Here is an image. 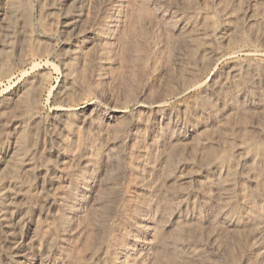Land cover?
Segmentation results:
<instances>
[{"label": "rangeland", "instance_id": "374dc122", "mask_svg": "<svg viewBox=\"0 0 264 264\" xmlns=\"http://www.w3.org/2000/svg\"><path fill=\"white\" fill-rule=\"evenodd\" d=\"M261 1L0 0V264H264V189L253 196L259 176L242 161L264 151V115L216 113L228 143L191 129L208 119L200 110L230 66L264 87V28L247 18ZM228 10L242 19L229 42L220 37ZM195 25L208 29L215 59L186 40ZM158 97L159 110L149 107ZM202 135L217 152L193 146ZM220 159L237 184L224 232L210 185ZM189 209L209 222L178 231Z\"/></svg>", "mask_w": 264, "mask_h": 264}, {"label": "bare ground", "instance_id": "6f19581e", "mask_svg": "<svg viewBox=\"0 0 264 264\" xmlns=\"http://www.w3.org/2000/svg\"><path fill=\"white\" fill-rule=\"evenodd\" d=\"M66 1V0H65ZM229 1V0H228ZM245 1V0H244ZM253 2L255 0H250V2ZM81 2V1H80ZM217 2V1H216ZM247 2V1H246ZM251 2V4H253ZM261 2H264L263 0ZM193 3V2H192ZM202 3V2H201ZM223 3V2H222ZM258 3V2H256ZM195 4V3H193ZM228 4V2H227ZM245 4V3H244ZM264 4V3H263ZM247 5V4H246ZM77 6V5H75ZM249 6V4H248ZM250 7H252V5H250ZM257 7V6H256ZM262 7V6H260ZM259 7V8H260ZM76 8V7H75ZM212 8V7H211ZM223 8V7H222ZM225 8V7H224ZM229 8V7H228ZM243 8V7H242ZM258 8V9H259ZM220 9V8H219ZM252 9V8H251ZM250 9V10H251ZM216 10V9H215ZM245 10L246 7H245ZM244 10V11H245ZM253 10V9H252ZM260 10V9H259ZM262 10V8H261ZM235 11V10H234ZM255 11V9L253 10ZM258 11V10H257ZM202 12V11H201ZM220 12V11H219ZM243 12V11H241ZM248 12H245L247 13V15L245 16H248ZM235 14V12H234ZM241 14V13H240ZM203 15V14H202ZM220 15V14H219ZM224 15V14H223ZM227 17L228 19L230 20L228 23H226L225 27L223 28V31L221 32V38L223 41H231V40H238V36L242 33V19L241 17H237L239 16V14L235 17L232 15V13L228 10L227 11ZM243 15V14H242ZM241 15V16H242ZM225 17V16H224ZM236 18L235 21L231 20L232 18ZM200 18V17H199ZM202 18V17H201ZM226 18V17H225ZM243 18V17H242ZM247 18H249L251 21L249 22H252L251 24H256L258 26V28L262 27L264 28V10L260 13H256V15H252L250 14ZM65 19V18H64ZM206 19V18H205ZM63 20V19H62ZM199 20V19H198ZM77 21H78V18H77V15L75 13L71 14V16H69L68 18L66 17V21H65V25L67 29H69L70 31H75L76 29V26H77ZM201 21V20H200ZM225 21V20H224ZM231 21H233L231 23ZM245 21V19H244ZM235 22V23H234ZM247 22V21H246ZM181 23V22H180ZM183 24V23H182ZM185 24V23H184ZM208 25V24H207ZM247 26V24H245ZM250 24H248L249 26ZM203 26V25H201ZM245 26V27H246ZM253 26V25H252ZM194 27V26H193ZM209 27V26H208ZM244 27V28H245ZM249 28V27H248ZM257 28V27H256ZM257 28V29H258ZM179 29V28H178ZM177 29V30H178ZM193 29V28H192ZM194 30H195V33L193 34H185L186 35V40H188V42H200V45H201V48H202V51L205 52V53H210V56H211V59H215L216 57V54L215 52L212 50H209L208 51V47L209 46V34H208V29L207 28H201L199 26H196L194 27ZM185 31V30H184ZM193 31V30H192ZM247 31V30H246ZM256 31V30H255ZM186 32V31H185ZM252 32V31H251ZM263 32V31H262ZM192 33V32H191ZM180 34V32H179ZM182 34V33H181ZM250 34V33H249ZM264 34V33H263ZM184 35V36H185ZM242 36V35H241ZM255 36V35H254ZM215 37V36H214ZM251 37V36H250ZM211 38V37H210ZM216 38V37H215ZM240 38V37H239ZM246 38V37H245ZM254 38V37H253ZM184 39V38H183ZM220 39V38H219ZM241 39V38H240ZM185 40V39H184ZM177 41V40H176ZM218 41V40H217ZM253 41V39H252ZM213 42V41H212ZM241 42V41H240ZM256 42V41H255ZM259 42V41H258ZM182 43V42H181ZM187 44V43H186ZM191 44V45H192ZM236 44V43H235ZM190 45V43H189ZM190 45V46H191ZM223 45V44H222ZM188 46V44H187ZM193 46V45H192ZM214 46V45H213ZM215 47V46H214ZM213 47V48H214ZM192 52V51H191ZM74 53V52H73ZM201 53V52H200ZM191 69V68H190ZM227 69V68H226ZM186 70V69H185ZM188 71V70H187ZM194 71V70H193ZM248 71V70H247ZM254 72V71H253ZM184 73V72H183ZM226 74L223 75L222 73V77L218 78L217 80L214 81V83L211 85L209 91H208V94H209V106L208 108L210 109H202L200 110L201 112H205L206 115H207V120H199L201 117L199 115V119L197 120L196 124L197 126H194V124H191L192 127L191 129L194 127H198L200 128V130H204V132L206 130H214V132H218V133H221L222 136H224V138L226 139L225 142H229L230 140H233V134L231 132H227L229 131V127H228V124L227 122L225 121H221V117L220 116H217L219 117L218 119L216 118V113L218 115H221V113L225 110L226 113H222L223 115V118H225L224 116H227V115H233V114H247V115H251V116H255L256 114H261L262 116L264 115V99L262 98L263 96V88H259L256 86V82L257 80L260 81L258 78H255V74H254V77H251V76H248L247 77V73L243 70L240 71L239 67L237 66H230L227 71L225 72ZM250 74V72H249ZM251 75V74H250ZM186 76V75H185ZM257 76V75H256ZM190 77V75H189ZM261 78V77H260ZM263 80V79H262ZM64 83V82H63ZM263 83V82H262ZM261 84V82H260ZM259 84V85H260ZM258 85V83H257ZM261 86V85H260ZM263 86V85H262ZM63 87V86H62ZM64 87L65 84H64ZM65 91V90H64ZM207 94V95H208ZM222 94H224L223 98H222ZM163 95V94H161ZM228 97H230L228 100ZM163 101V97H158L157 99H155L154 101L150 102L148 105L149 107H152V108H159V106L161 105ZM214 101V102H213ZM200 109V108H199ZM60 110L63 111V113L71 110L69 107H63L61 108ZM159 110V109H158ZM84 111V110H82ZM117 112H122L123 110H116ZM199 111V112H200ZM61 112V111H60ZM78 112V111H77ZM125 112V111H124ZM123 112V113H124ZM162 112V111H161ZM188 112V111H187ZM62 113V114H63ZM61 114V113H60ZM84 114V113H83ZM194 114V113H193ZM197 114V113H196ZM246 115V116H247ZM67 116V115H66ZM189 116V115H188ZM261 116V117H262ZM65 117V116H64ZM196 117V116H195ZM75 118V117H74ZM81 118V117H80ZM179 118V117H178ZM198 118V116H197ZM73 119V118H72ZM185 119V118H184ZM196 119V118H195ZM226 119V118H225ZM264 119V118H263ZM258 121V119H256ZM191 121V120H190ZM194 121V120H193ZM158 122V121H157ZM167 122V121H166ZM189 122V120H188ZM87 123V122H86ZM91 123V122H90ZM152 123V122H151ZM169 123V122H168ZM183 123V122H182ZM193 123V122H192ZM254 123V122H253ZM249 124V123H248ZM181 125V124H180ZM183 125V124H182ZM187 125V124H186ZM88 126V125H87ZM91 126V125H90ZM93 126V125H92ZM190 126V125H189ZM247 126V125H246ZM245 126V127H246ZM85 127V126H84ZM232 127V126H231ZM253 127V126H252ZM235 129V128H234ZM246 129V132L248 133L249 131H252V134H253V130H250L249 128H245ZM249 129V130H248ZM253 129H255L253 127ZM259 129V128H257ZM174 130V129H173ZM199 130V132H201ZM194 131V130H193ZM243 131V130H241ZM240 131V132H241ZM256 131V130H254ZM258 131V130H257ZM196 130L194 131L193 135L194 134H197L195 133ZM177 133V132H176ZM191 133V132H190ZM242 133V132H241ZM240 133V135H241ZM246 133V134H247ZM257 133V132H255ZM173 134V133H172ZM185 134V133H184ZM202 134V133H201ZM251 134V132H250ZM167 135V134H166ZM191 135V134H190ZM189 135V136H190ZM206 135V133H205ZM154 136V135H153ZM184 136V135H183ZM187 136V135H186ZM185 136V137H186ZM197 136V135H196ZM215 136V135H214ZM221 136V137H222ZM248 136V135H247ZM250 136V135H249ZM172 137V136H171ZM184 137V138H185ZM191 137V136H190ZM189 137V138H190ZM220 137V138H221ZM239 137V136H238ZM262 137V136H261ZM264 137V136H263ZM187 138V137H186ZM185 138V139H186ZM186 139V140H190V139ZM210 138V137H209ZM208 137H203L202 136H198L196 141L193 142V146H200L201 147V150L203 151L204 149L206 151H216L217 152V146L215 147L214 145H212V143L210 142V139ZM223 138V137H222ZM241 138V137H240ZM177 139H180V138H177ZM192 139V137H191ZM194 139V138H193ZM192 139V140H193ZM212 139V138H211ZM215 139V138H214ZM213 139V140H214ZM248 139V138H247ZM183 140V139H182ZM186 140H185V144H186ZM118 141V140H117ZM181 141V140H180ZM217 141V140H216ZM245 141V140H244ZM254 141V140H253ZM251 141V142H253ZM145 142V141H144ZM189 142V141H188ZM192 142H190V144H192ZM215 142V141H214ZM251 142L247 145V144H241L239 145L238 149L239 151H246L248 150L249 151V148L251 145ZM211 143V144H210ZM239 143V142H238ZM237 143V145H238ZM258 142L256 141L255 144H254V148H257L258 147ZM87 144V143H86ZM153 144V143H152ZM180 144V143H179ZM190 144H187V146H190V147H193L191 146ZM141 145V144H140ZM116 147V146H115ZM139 147V146H138ZM161 147V146H160ZM199 147V149H200ZM60 148V147H59ZM168 148V147H167ZM179 148V147H178ZM187 148V147H186ZM196 148V147H195ZM253 148V146H252ZM136 149V148H135ZM166 150V148H165ZM168 150V149H167ZM182 150V149H181ZM200 150V151H201ZM254 150V149H253ZM191 151V150H190ZM205 151V152H206ZM214 151V152H215ZM144 152V151H143ZM253 152V151H252ZM251 152V153H252ZM122 153V152H121ZM203 153V152H202ZM213 153V152H212ZM240 153V152H239ZM246 153V152H245ZM246 153L245 156H243L242 158V161L244 163V165H246V167L248 166V170L250 169V171L253 173V175H258L259 178H257L255 181L254 180H250L252 182H254V185L252 184L250 186V191L253 194V196L255 195L256 198L259 197V194H260V190L264 189V151H261V152H258L257 150H254V153ZM62 154V153H61ZM206 154V153H205ZM144 155V154H143ZM202 155V154H201ZM218 155V154H217ZM235 156V155H234ZM221 157V156H220ZM237 158V157H236ZM165 159V158H164ZM79 160V159H78ZM91 160V159H90ZM227 160V159H226ZM239 160V159H237ZM143 162V161H142ZM145 162V161H144ZM194 162V161H193ZM210 162V161H209ZM86 163V162H85ZM137 163V162H136ZM151 163V162H150ZM218 164H220V167L222 168V173L221 174H217L218 177L216 178L215 181H211L210 182V185L212 186H217L219 189V195L217 194V198L215 199V203L217 205V209H218V213L214 214L216 215L215 216V220H214V223L220 227L223 231V229H226V226L227 224L225 225L224 222H230L232 220V218H230V214H229V211L232 209V207L234 206V204H236L235 202L236 201V198H235V193H236V178H235V173H234V169H233V166L229 163H224L223 160H219L218 161ZM141 165V164H140ZM159 165V164H157ZM104 166V164L102 165ZM194 166V165H193ZM136 167V166H135ZM139 167V166H138ZM149 168V167H148ZM147 168V169H148ZM196 168V167H194ZM210 168V167H209ZM241 169V167H240ZM244 169V168H243ZM41 170V169H40ZM54 170V169H53ZM242 170V169H241ZM149 171V170H148ZM147 171V172H148ZM158 171V170H157ZM187 172V171H186ZM205 172V171H204ZM219 172V171H218ZM217 172V173H218ZM57 173V172H56ZM60 173V172H59ZM138 174V173H137ZM155 174V173H154ZM159 174V173H158ZM163 174V173H162ZM208 174V173H207ZM213 174V173H212ZM251 174V173H250ZM60 175V174H59ZM82 175V174H81ZM153 175V174H151ZM185 175V174H184ZM197 175V171H192L190 174H188L187 172V175L183 176L184 179H189V180H192L195 176ZM211 175V174H210ZM214 175V174H213ZM212 175V176H213ZM216 175V176H217ZM156 176V174H155ZM51 177V176H50ZM197 177V176H196ZM200 177V176H199ZM211 177V176H210ZM214 177V176H213ZM59 178V177H58ZM76 178V177H75ZM86 178V177H85ZM163 178V176H162ZM199 179V178H198ZM202 179V178H201ZM240 180V179H239ZM181 181V180H180ZM185 181V180H184ZM202 181V180H201ZM61 182V181H60ZM159 183V182H157ZM194 183V182H193ZM164 184V183H163ZM187 184V183H186ZM191 184V182H190ZM202 184V183H201ZM251 184V183H250ZM66 185V184H65ZM84 185V184H83ZM159 185V184H158ZM166 185V184H164ZM193 185V184H192ZM203 185V184H202ZM55 186V185H54ZM186 186V185H185ZM196 187V186H195ZM216 187V188H217ZM183 188V187H182ZM208 188V187H207ZM206 188V189H207ZM255 188V189H254ZM216 190V189H215ZM254 190V192L252 191ZM201 191V190H200ZM206 191V190H204ZM239 191V190H238ZM189 193V192H188ZM218 193V192H217ZM61 194V193H60ZM83 194V192H82ZM179 194V193H178ZM177 194V196H178ZM239 194V193H238ZM186 195V194H185ZM192 195V194H191ZM216 195V194H215ZM72 196V194H71ZM252 196V197H253ZM187 197V196H186ZM72 198V197H71ZM76 198V197H75ZM174 198V197H173ZM189 199V198H188ZM248 199V197H247ZM255 199V198H254ZM260 199V198H259ZM52 200V199H51ZM64 200V199H63ZM258 200V199H257ZM47 203V202H46ZM69 203V202H68ZM99 204V203H98ZM97 204V205H98ZM175 204V203H174ZM186 204V203H185ZM197 204V203H196ZM249 204V203H248ZM101 205V204H100ZM259 205V204H258ZM146 206V205H145ZM190 206V205H189ZM260 206V205H259ZM184 207V206H183ZM199 207V206H198ZM192 208V207H191ZM190 208V209H191ZM261 208V207H260ZM161 209V208H160ZM181 209V208H180ZM189 209V210H190ZM55 210V209H54ZM233 210V209H232ZM176 212V211H175ZM178 212V211H177ZM176 212V213H177ZM215 212V211H214ZM54 213V212H53ZM210 213V212H209ZM77 214V213H76ZM221 214V216H220ZM262 214V213H261ZM75 215V214H74ZM163 215V214H162ZM199 213L196 211V210H190L188 212H186L185 214V217L183 218L184 220H182V224H180V229H178V231L182 230V227H197V226H203V220L209 222V219H207L206 217L202 219H200L201 217H199ZM220 216V217H219ZM71 217V216H70ZM173 217V216H172ZM175 217V216H174ZM208 217V216H207ZM211 217V216H209ZM236 217V216H235ZM156 218V217H155ZM149 219V218H148ZM157 219V218H156ZM34 220V219H33ZM9 221V220H8ZM204 221V222H205ZM212 221V220H211ZM263 221V220H262ZM33 222V221H32ZM153 222V221H152ZM161 222V221H160ZM206 222V223H207ZM35 223V222H34ZM63 223V222H62ZM179 223V222H178ZM169 224V223H168ZM250 224V223H249ZM146 225V224H145ZM163 225V224H162ZM232 225V224H231ZM82 226V225H81ZM177 226V225H176ZM209 226V225H208ZM235 226V225H234ZM245 226V225H244ZM255 226V225H254ZM66 227V226H65ZM83 227V226H82ZM153 227V226H151ZM212 227V226H211ZM228 227V226H227ZM230 227V226H229ZM248 227V226H247ZM246 227V228H247ZM163 228V227H162ZM175 228V227H174ZM237 228V227H236ZM261 228V227H260ZM99 229V228H98ZM212 229V228H211ZM232 229V228H231ZM235 229V228H234ZM262 229V228H261ZM166 230V229H165ZM174 230V229H173ZM172 230V231H173ZM177 230V229H176ZM251 230V229H250ZM260 230V229H259ZM163 231V230H161ZM168 231V229H167ZM225 231V230H224ZM223 231V232H224ZM227 231H229V229H227ZM84 232V231H83ZM165 232V231H164ZM163 232V234H164ZM260 232V231H259ZM75 233V232H74ZM97 233V232H96ZM162 233V232H161ZM168 233V232H167ZM172 233V232H171ZM232 233V232H231ZM256 233V232H255ZM98 234H99V231H98ZM144 234V233H143ZM166 234V233H165ZM54 235V234H53ZM77 235V234H76ZM161 235V234H159ZM218 235V234H217ZM233 235V234H232ZM257 235V234H256ZM260 235V234H259ZM172 236V235H170ZM227 236V235H226ZM254 236V235H253ZM150 237V236H149ZM259 238V237H258ZM146 239V238H145ZM251 239V238H250ZM21 241V240H20ZM169 243V242H168ZM167 243V244H168ZM21 244V242H20ZM166 247V243L164 241H159L158 244H155V245H158V247H160V245H162ZM30 245V244H29ZM83 245V244H82ZM150 246V245H149ZM157 247V248H158ZM153 248V247H152ZM161 248V247H160ZM24 249V248H23ZM172 249V248H171ZM168 250V249H167ZM179 250V248H178ZM24 251V250H23ZM258 251V250H257ZM169 252V251H168ZM32 253V252H31ZM200 253V252H199ZM262 253V252H261ZM155 254V253H154ZM99 255V254H98ZM166 255V254H165ZM172 255V254H171ZM194 255V254H193ZM196 255V254H195ZM256 255V254H255ZM260 255V254H259ZM27 256V255H26ZM45 256V255H44ZM51 257V256H50ZM187 257V256H186ZM259 257V256H258ZM45 259V258H44ZM193 259V258H192ZM262 259V258H261ZM48 262V261H47ZM45 263V262H44ZM101 264V263H100Z\"/></svg>", "mask_w": 264, "mask_h": 264}]
</instances>
